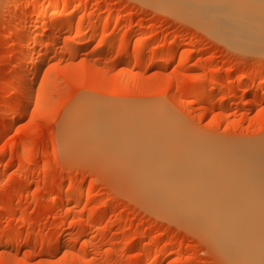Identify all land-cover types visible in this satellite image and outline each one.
<instances>
[{"label": "rangeland", "instance_id": "rangeland-1", "mask_svg": "<svg viewBox=\"0 0 264 264\" xmlns=\"http://www.w3.org/2000/svg\"><path fill=\"white\" fill-rule=\"evenodd\" d=\"M8 1L0 0L1 129L5 116L19 103L13 55H29L20 45L36 34L34 25L53 17L73 16V22L89 26L113 17L124 21L132 32H139L126 34L121 26L106 43L101 36L112 31L111 20L97 29L95 38L72 30L62 33L52 45L43 67L33 77L27 115L0 133V241L14 237L19 242L14 247L0 246V264H217L195 234L153 215L91 165L66 160L59 132L75 101L88 98L164 107L173 122L185 124L181 125L187 127L189 136L224 143L222 148L230 150L235 144H239L237 148L248 146L254 143L253 53L233 50L188 20L137 0H64L76 5L57 10L43 0H13L12 6ZM78 5L86 11H77ZM24 15L26 34L9 39L10 31H19L24 25L20 21ZM48 33L47 29L39 32ZM134 45L143 46L137 59L155 66L116 64L119 58L132 55ZM67 46L79 47L78 53L71 54ZM42 52L37 47L36 54ZM169 53L177 57L161 68ZM69 66L81 70L82 75L73 77L67 72ZM92 66L99 71L94 76L88 72ZM239 81L242 85L235 87ZM183 102L190 105L183 106ZM199 145L211 154L208 158L182 160L165 150L156 152L155 166L140 168V172L171 178L192 174L196 188L226 183L245 173L244 163L231 164L227 159L224 153L229 150L217 159L220 152L210 151L211 143ZM208 166L218 172L230 167L242 171L223 177ZM68 180L81 187L78 202L65 203L74 194L67 184L56 192ZM89 185L93 192L88 198ZM92 217L100 218L93 221ZM34 235L41 238L33 239ZM57 241L63 244L55 255L31 253L36 248L48 250ZM154 255L157 258L152 262Z\"/></svg>", "mask_w": 264, "mask_h": 264}, {"label": "bare ground", "instance_id": "bare-ground-1", "mask_svg": "<svg viewBox=\"0 0 264 264\" xmlns=\"http://www.w3.org/2000/svg\"><path fill=\"white\" fill-rule=\"evenodd\" d=\"M137 1L188 20L233 50L253 53L252 0ZM43 2L55 10L60 7L68 9L76 5L74 1L64 0ZM7 4L12 6L14 1L9 0ZM76 10L86 11V7L78 5ZM37 15L46 17L43 12H37ZM111 20L112 31L101 36L106 43L111 37L116 36L114 31L118 27L124 26L126 34L139 32H132L124 21L113 17L95 21L89 26L84 25L82 21L73 22V16L53 17L49 18L47 23L41 22L33 26L36 34H31L27 41L20 45L29 52V55L21 53L13 55L15 64L12 73L17 76L19 103L10 115L5 116V124L3 129L0 128V133L9 130L16 121L27 115L32 98L33 77L43 67L48 52L60 35L80 30L83 35L95 38L98 36L97 29L106 27ZM20 21L24 25L19 31H10L9 39L26 34L27 15ZM44 29L49 30V33L40 35L39 32ZM37 47L43 50L39 55L36 54ZM67 48L71 54L79 51V47ZM142 49L143 46L134 45L132 55L119 58L116 64L155 66L153 62H141L137 59L136 55ZM176 57V53H169L160 67H168ZM69 67L67 72L73 77L82 75L81 70ZM88 72L90 76L99 73L95 66ZM241 85L242 82L239 81L235 87ZM250 96L254 101V92ZM188 105L189 102H183V106ZM220 107L225 110L222 105ZM168 113L164 107L122 105L80 98L69 109L59 132L62 156L68 161L91 165L109 179L121 193L153 215L176 223L195 234L207 245L217 264H257L254 143L248 146L240 145L238 148L236 146L239 144H235L231 150L222 148L224 143L220 145L218 141H206L202 136H189V132L184 129L185 126H182L185 124L173 122L167 117ZM206 143H211L210 151L220 152L217 159L223 157L222 153L229 150L224 153L227 159L231 160V164L244 163L242 170L245 173L239 177H231L226 183H208L196 188L192 182V174H181L171 178L158 176L152 172L148 174L140 172V168L155 166L158 163L156 152L165 150H168L171 157L182 160L208 158L211 154L199 145ZM141 157L143 160H140ZM208 168L223 177H229L235 171H242L236 167L225 168L220 172L211 166ZM66 184L74 194L69 196L65 203L78 202L81 187L70 180L61 183L56 192H60ZM92 192L93 186L89 185L86 189L88 198ZM99 218L92 217V220ZM40 238L38 235L33 236V239ZM18 243L11 237L1 240L0 246L14 247ZM62 244L57 241L48 250L36 248L31 253L39 255L48 252L55 255L61 251ZM156 256L154 255L152 262L156 260ZM14 262L12 264H15Z\"/></svg>", "mask_w": 264, "mask_h": 264}]
</instances>
